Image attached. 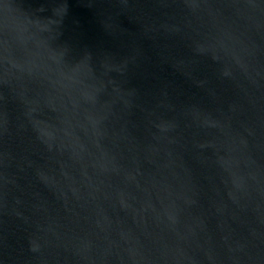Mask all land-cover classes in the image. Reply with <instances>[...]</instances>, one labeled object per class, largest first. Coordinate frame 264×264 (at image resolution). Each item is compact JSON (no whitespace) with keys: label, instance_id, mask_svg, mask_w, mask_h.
<instances>
[{"label":"water","instance_id":"water-1","mask_svg":"<svg viewBox=\"0 0 264 264\" xmlns=\"http://www.w3.org/2000/svg\"><path fill=\"white\" fill-rule=\"evenodd\" d=\"M0 264H264V0H0Z\"/></svg>","mask_w":264,"mask_h":264}]
</instances>
